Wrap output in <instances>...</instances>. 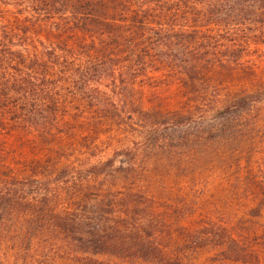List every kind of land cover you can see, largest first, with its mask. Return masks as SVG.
I'll return each mask as SVG.
<instances>
[{
  "label": "trees",
  "instance_id": "obj_1",
  "mask_svg": "<svg viewBox=\"0 0 264 264\" xmlns=\"http://www.w3.org/2000/svg\"><path fill=\"white\" fill-rule=\"evenodd\" d=\"M263 55L264 0H0V264H264L148 175L247 171Z\"/></svg>",
  "mask_w": 264,
  "mask_h": 264
},
{
  "label": "rangeland",
  "instance_id": "obj_2",
  "mask_svg": "<svg viewBox=\"0 0 264 264\" xmlns=\"http://www.w3.org/2000/svg\"><path fill=\"white\" fill-rule=\"evenodd\" d=\"M262 59L264 60V55ZM261 67L260 77L264 83V64ZM258 89H264L263 84ZM259 112L260 113H256V115L259 114L264 116V106L262 108V112ZM261 124V133L259 134V137H245L243 138L241 146L248 148L249 151H251L250 155L253 154L249 164L255 168H251L248 163L247 171L238 167L230 168L228 172L226 188L223 191L220 190L218 180L216 179V174L213 170L205 171L203 176L200 177L193 173L194 169H189V171L186 170L183 176H179L177 171L174 172L173 175H166L163 172V176L161 178H157L156 174L152 175L150 172L148 174L149 178L154 179L155 184L159 186L163 192L167 193V197H165L167 199H171L169 204L176 205L178 203V198L184 197L180 195L185 193L186 197L191 201L195 212L199 211L200 215H204L202 214V211L205 213V211L209 209V211L212 213L214 221L225 223L231 226H237L241 233H243L246 228L254 227L256 223L259 226H264V210L260 217L253 216L252 214V210L256 205V201L253 198L254 193L252 192L254 189H249L246 187V185L240 183L247 182V179L252 181V177L255 176L260 177L259 181L264 185V119ZM116 138L118 137H115V139ZM102 139L104 142L101 145V149H107L105 151H108L109 143L111 140H114V137H100V140ZM122 139H124V137H120L117 142H113L112 147H122L120 142ZM233 144L235 146L237 145L238 147L240 146L236 140H233ZM231 150L234 151L233 148ZM250 155H247V157H250ZM254 161H257L259 166L256 164L254 165ZM141 170L143 173L149 172V168L145 166H143ZM239 177L243 178L244 180L239 181ZM142 183L143 182L139 183V185L142 186ZM231 184L234 186L230 187ZM146 189L147 191H152L150 188ZM261 234H264V227L260 229V235ZM261 241L262 240H260L258 243H261ZM261 245V251H264V245ZM215 254L216 250L203 252L197 257V263L206 264L207 260L211 257H214Z\"/></svg>",
  "mask_w": 264,
  "mask_h": 264
}]
</instances>
